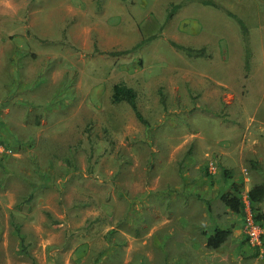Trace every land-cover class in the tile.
<instances>
[{
  "label": "rangeland",
  "instance_id": "rangeland-1",
  "mask_svg": "<svg viewBox=\"0 0 264 264\" xmlns=\"http://www.w3.org/2000/svg\"><path fill=\"white\" fill-rule=\"evenodd\" d=\"M185 1L0 0V264H264V0Z\"/></svg>",
  "mask_w": 264,
  "mask_h": 264
},
{
  "label": "trees",
  "instance_id": "trees-1",
  "mask_svg": "<svg viewBox=\"0 0 264 264\" xmlns=\"http://www.w3.org/2000/svg\"><path fill=\"white\" fill-rule=\"evenodd\" d=\"M191 0L185 1L183 3L178 4H171V8L169 13L167 14L166 21L169 20L174 13L185 3H189ZM202 4L205 5H211L216 8H220L223 10V12L233 18V20L239 25L241 30L245 33L246 27L244 24V21L242 18H240L237 14L229 11L224 6L219 5L218 3L212 1V0H200ZM155 36L143 38L141 39L137 44H135L131 49L129 50H123L119 51L117 53H111V54H122L126 52H130L135 50L136 48H139L149 42H151V39H154ZM170 44L175 47L176 49L182 51L187 56H203L205 55V48H192L188 46H184L182 44L176 43L175 41H170ZM111 100L113 103H120V102H126L134 112L135 117L141 122L146 123L145 118L139 111L137 104H136V92L133 88L127 86L124 83H116L112 87V94H111ZM225 174V179L229 178L230 175H227V171H223ZM242 189H243V182L242 181H235L231 180L229 183V188L222 192L219 196L222 203L232 212L234 213H241L243 212L245 208L243 196H242ZM248 201L251 205V207H254L255 204L261 202L264 199V183H256L250 187V189L247 192ZM263 213H253V217L255 219H261L263 218ZM13 229L18 235L19 238V250L18 254L20 255H28V249L27 245L25 244V239L20 233V225L17 223H12ZM231 234V228L230 227H220L215 226L212 229V232L207 236L206 238V246L208 248H218L220 247L229 237ZM34 263V262H33Z\"/></svg>",
  "mask_w": 264,
  "mask_h": 264
},
{
  "label": "built area",
  "instance_id": "built-area-1",
  "mask_svg": "<svg viewBox=\"0 0 264 264\" xmlns=\"http://www.w3.org/2000/svg\"><path fill=\"white\" fill-rule=\"evenodd\" d=\"M247 221H248V226H247V234L250 240L258 241L261 231L259 230V226L254 222L251 216L247 215Z\"/></svg>",
  "mask_w": 264,
  "mask_h": 264
}]
</instances>
